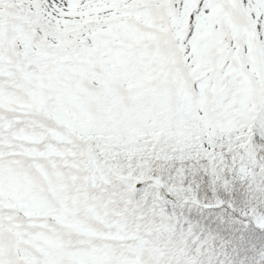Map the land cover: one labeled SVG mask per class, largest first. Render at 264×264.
Returning a JSON list of instances; mask_svg holds the SVG:
<instances>
[{
  "label": "snow or ice",
  "instance_id": "6c2138e0",
  "mask_svg": "<svg viewBox=\"0 0 264 264\" xmlns=\"http://www.w3.org/2000/svg\"><path fill=\"white\" fill-rule=\"evenodd\" d=\"M0 264H264V0H0Z\"/></svg>",
  "mask_w": 264,
  "mask_h": 264
}]
</instances>
